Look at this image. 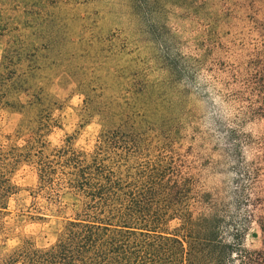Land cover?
<instances>
[{"label": "rangeland", "instance_id": "1", "mask_svg": "<svg viewBox=\"0 0 264 264\" xmlns=\"http://www.w3.org/2000/svg\"><path fill=\"white\" fill-rule=\"evenodd\" d=\"M0 74L4 144L41 126L50 148L93 151L121 129L132 165L164 159L228 204L239 188L264 202V0H0ZM11 177L0 252L54 243L81 198L51 200L34 164Z\"/></svg>", "mask_w": 264, "mask_h": 264}, {"label": "trees", "instance_id": "2", "mask_svg": "<svg viewBox=\"0 0 264 264\" xmlns=\"http://www.w3.org/2000/svg\"><path fill=\"white\" fill-rule=\"evenodd\" d=\"M3 89L0 80V96ZM42 130L24 145L0 142V209L17 192L13 171L30 163L41 191L53 200L69 188L81 198L80 210L54 243L26 240L0 252V264H264V212L246 210L264 202H253L246 189L228 204L197 189L173 162L132 165L136 140L121 129L104 131L93 151L76 149L70 140L50 148ZM230 132L237 136L238 130ZM254 222L261 247L247 244Z\"/></svg>", "mask_w": 264, "mask_h": 264}]
</instances>
